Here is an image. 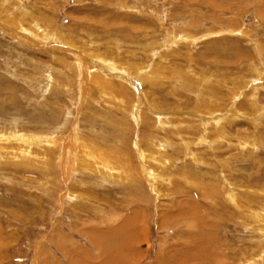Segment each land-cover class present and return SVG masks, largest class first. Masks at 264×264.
<instances>
[{
    "label": "rangeland",
    "instance_id": "1",
    "mask_svg": "<svg viewBox=\"0 0 264 264\" xmlns=\"http://www.w3.org/2000/svg\"><path fill=\"white\" fill-rule=\"evenodd\" d=\"M0 146V264H264V0H0Z\"/></svg>",
    "mask_w": 264,
    "mask_h": 264
},
{
    "label": "bare ground",
    "instance_id": "2",
    "mask_svg": "<svg viewBox=\"0 0 264 264\" xmlns=\"http://www.w3.org/2000/svg\"><path fill=\"white\" fill-rule=\"evenodd\" d=\"M39 26V25H38ZM37 26V27H38ZM36 27V26H35ZM22 28L20 27V30H21ZM25 31V30H24ZM43 32V31H42ZM34 34V33H33ZM23 35V34H22ZM32 35V34H31ZM33 36V35H32ZM35 36V35H34ZM39 37V36H38ZM22 38V37H21ZM42 38V37H41ZM62 50V49H61ZM80 65V64H79ZM97 67V66H96ZM99 76V75H98ZM100 78H102V77H100ZM99 79V78H98ZM96 80V79H95ZM103 85V84H102ZM97 86V85H96ZM109 86V85H108ZM99 88V87H98ZM105 88V87H104ZM102 91H103V89H102ZM4 92V91H3ZM107 93V92H106ZM162 122V121H161ZM163 123V122H162ZM162 126V125H161ZM73 132V131H72ZM14 133H16V132H14ZM11 134H13V133H11ZM24 135V134H23ZM30 136V135H29ZM11 137V136H10ZM36 137V136H35ZM40 137V136H39ZM48 137V136H47ZM12 138V137H11ZM16 138V137H15ZM24 138H27L26 137V135H25V137ZM41 138V137H40ZM40 138H39V140H40ZM46 138V137H45ZM79 138V137H78ZM151 138V137H150ZM29 139V138H28ZM48 139V138H47ZM156 139V138H155ZM2 140V139H1ZM23 139H21V141H22ZM42 140V139H41ZM54 140V139H53ZM157 140V139H156ZM168 140V139H167ZM23 141H25V140H23ZM82 141V140H81ZM50 143H51V145L53 144V146L54 145H58V146H62V145H60V143L59 142H61L62 143V141H60L59 140V138H58V140H54V142L53 141H49ZM2 143H3V140H2ZM28 143H29V141H28ZM76 143V142H75ZM86 143V142H85ZM32 144V143H31ZM34 144V143H33ZM64 144V143H63ZM81 144V143H80ZM164 144V143H163ZM18 145V144H17ZM21 145V144H20ZM28 145V144H27ZM35 145V144H34ZM67 145V144H66ZM1 147V146H0ZM20 147V146H19ZM63 147V146H62ZM158 147V146H157ZM78 148V147H77ZM90 148V147H89ZM3 149V148H2ZM14 149V148H13ZM54 149V148H53ZM57 149V148H56ZM23 150V149H22ZM79 150V149H78ZM95 151V150H94ZM97 151V150H96ZM24 152V151H23ZM28 152V151H27ZM45 152V151H44ZM100 152V151H99ZM11 153V152H10ZM26 153V152H25ZM38 153H39V151H38ZM79 153V152H78ZM83 153V152H82ZM28 155H29V153H27ZM33 154V153H32ZM57 154V153H56ZM141 154V153H140ZM153 154V153H152ZM10 155V154H9ZM50 155V154H49ZM54 155V154H53ZM63 155V154H62ZM66 155V154H65ZM64 155V156H65ZM76 155V154H75ZM100 155V154H99ZM143 156H141L142 157V160L144 159H146L145 158V154H142ZM148 155V154H147ZM158 155V154H157ZM13 156V155H12ZM45 156H46V153H45ZM52 156V155H51ZM57 156V155H56ZM160 157L162 156V155H159ZM104 157V156H103ZM23 158V157H22ZM40 158V157H39ZM51 158V157H50ZM55 158V157H54ZM58 158V157H57ZM93 158V159H92ZM99 158V156H96V154L95 153H93V155L90 157V154L88 153V154H86V156L84 157V161H83V163L82 164H79V168H84L85 170H87V169H90V170H92L90 167H94L95 165H91V164H88V161H90V159H92L93 161L95 160V162L97 161V159ZM75 159V158H74ZM77 159H78V156H77ZM105 159V158H104ZM150 158H148L147 160H149ZM152 159V158H151ZM157 159V158H156ZM161 159H162V157H161ZM63 160V159H62ZM79 160V159H78ZM111 161V160H110ZM154 161V160H153ZM162 161V160H161ZM106 162H108V161H106ZM106 164L105 163V160H104V162H102L101 163V165L102 164ZM162 163V162H161ZM97 164H98V162H97ZM156 164L158 165V163L156 162ZM98 165H100V164H98ZM145 165V164H144ZM75 167V166H74ZM151 167V166H150ZM102 168V167H101ZM104 168H105V170L107 171V172H113V170H112V167H110V166H108V165H105L104 166ZM154 168V167H153ZM152 168V169H153ZM77 169V168H76ZM116 169V168H115ZM151 169V168H150ZM158 169V168H157ZM99 171H100V169H98ZM119 170V169H118ZM146 170V169H145ZM155 170H156V168H155ZM155 170H152V171H154L155 172ZM158 171V170H157ZM75 172H76V170H75ZM118 172V171H117ZM145 172V171H144ZM148 172H150L149 170H148ZM95 173V172H94ZM119 173V172H118ZM82 174V173H81ZM98 174H99V172H98ZM150 174V173H149ZM157 174V173H156ZM107 175H108V173H107ZM110 175V174H109ZM146 175H148V173L146 174ZM154 175H155V173H154ZM159 175V174H158ZM101 176V175H100ZM115 176V175H114ZM151 176V175H150ZM120 177H121V175H120ZM126 178H128V177H126ZM151 178V177H150ZM157 178V177H156ZM130 179V178H129ZM155 179V178H154ZM151 180H152V178H151ZM154 182V181H153ZM232 195V194H231ZM235 195V194H234ZM235 198V197H234ZM233 200V199H232ZM238 203V202H237ZM257 216V215H256ZM261 216V215H260ZM263 218V217H262ZM264 221V220H263ZM144 230V229H143ZM115 235V234H114ZM112 237V236H111ZM113 239V238H112ZM132 241V240H131ZM133 243V242H132ZM107 244H109V241H108V243ZM111 244V243H110ZM135 244V243H134ZM99 245V244H98ZM133 246V245H132ZM99 247V246H98ZM110 247V246H109ZM105 249V248H104ZM114 249V248H113ZM107 251V250H106Z\"/></svg>",
    "mask_w": 264,
    "mask_h": 264
}]
</instances>
